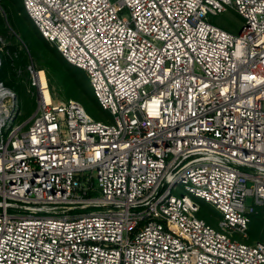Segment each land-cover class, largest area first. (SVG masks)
I'll return each mask as SVG.
<instances>
[{
  "label": "built area",
  "instance_id": "built-area-1",
  "mask_svg": "<svg viewBox=\"0 0 264 264\" xmlns=\"http://www.w3.org/2000/svg\"><path fill=\"white\" fill-rule=\"evenodd\" d=\"M23 5L110 115L14 52L37 107L23 118L0 79V264H264V0ZM230 9L238 34L210 20Z\"/></svg>",
  "mask_w": 264,
  "mask_h": 264
},
{
  "label": "rangeland",
  "instance_id": "rangeland-1",
  "mask_svg": "<svg viewBox=\"0 0 264 264\" xmlns=\"http://www.w3.org/2000/svg\"><path fill=\"white\" fill-rule=\"evenodd\" d=\"M21 14L24 16L28 13L24 10L21 12ZM29 16V23L33 22L36 29L40 32L38 27L36 26L35 22L32 20V18ZM0 18L3 20V25L1 26L0 23V38L3 40L0 42V46L3 47L4 54L2 56L3 63L6 62V81H9L10 87H12L16 93L18 94L19 99V105L22 110V116L23 118H29L33 115V113L36 110L37 107V100L36 96L32 92V88L30 86V80L29 75L26 72L25 64H26V56L24 51L19 57H16L14 52L19 48L22 42L25 43L27 48L30 50L32 55L34 56V59L36 62L43 67H46L48 62V56L53 54V51L50 50V53H47L45 49L38 47L39 44L36 43L35 37L32 33L29 32L28 29L24 26L23 28L26 30H15L8 18V14L6 10L3 7L2 2L0 1ZM210 20L212 23L223 27L224 29L234 33L238 34L242 28L244 19L242 16H240L236 11L230 9L224 13L210 16ZM28 38L26 37L25 34ZM41 33V32H40ZM46 40V39H45ZM50 47L54 48L62 55V53L58 50V48L48 40H46ZM14 48V49H11ZM50 55V56H51ZM63 56V55H62ZM63 58L66 60V58L63 56ZM68 61V60H66ZM69 62V61H68ZM23 65H22V64ZM70 63V62H69ZM71 64V63H70ZM73 65V64H72ZM21 66H23V69L21 70ZM75 66V65H74ZM54 75L53 79V86H54V92H55V98L57 100L63 101L70 98L77 99L81 101L83 104L84 102V96H80L78 91L75 90L73 93L69 90V87L67 86L66 81L64 80L65 77L59 78L57 75ZM72 87V86H71ZM93 99L89 95L86 100V109L87 111L94 116L97 119H101L103 117H108L110 114L103 110L94 93H92ZM86 97V96H85ZM202 204V210L199 213L200 217H203L208 220L209 223L212 225H218V221L220 219V214L208 203L204 201H200ZM247 205H255L253 198L248 197L247 199ZM258 207L259 213L252 215V221L249 227V241L254 240H262L264 241V208Z\"/></svg>",
  "mask_w": 264,
  "mask_h": 264
},
{
  "label": "trees",
  "instance_id": "trees-1",
  "mask_svg": "<svg viewBox=\"0 0 264 264\" xmlns=\"http://www.w3.org/2000/svg\"><path fill=\"white\" fill-rule=\"evenodd\" d=\"M3 4L4 9L6 10L8 14L9 21L12 25V27L17 30H24L26 31L23 27L25 26L27 29L28 27L29 32L32 33L35 37L36 43L39 44L38 47L43 48L46 50L47 53H50V50L53 51V54L48 56V62L46 67L48 77L50 80V85L52 88L53 86V79L54 75H57L59 78H64L67 83V86L69 87V90L73 93L75 90L76 92L80 94V96H84L83 100L86 103L85 98L88 97V95L91 97L89 99H93L92 93L93 89L89 80V77L86 73L85 70L74 66L70 64L68 61H66L63 56L54 48H51L49 43L45 40V38L42 36V34L36 29L35 25L33 22L29 23V16L28 14L22 15L21 12H23L24 5H23V0H0ZM29 18V19H28ZM0 23L1 26L3 25V20L0 18ZM26 37L28 38L27 35L28 33L25 34ZM14 49V48H11ZM22 64V63H21ZM23 65V64H22ZM43 67V66H42ZM6 78V62L2 64L1 72H0V79L3 80L7 85L10 86L9 81L5 80ZM72 86V87H71ZM86 96V97H85ZM84 105L86 106V104Z\"/></svg>",
  "mask_w": 264,
  "mask_h": 264
}]
</instances>
